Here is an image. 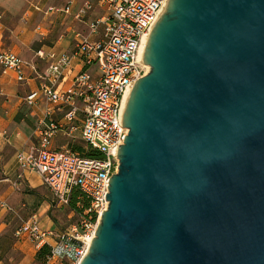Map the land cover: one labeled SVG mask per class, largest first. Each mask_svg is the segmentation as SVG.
I'll return each mask as SVG.
<instances>
[{"label":"water","instance_id":"1","mask_svg":"<svg viewBox=\"0 0 264 264\" xmlns=\"http://www.w3.org/2000/svg\"><path fill=\"white\" fill-rule=\"evenodd\" d=\"M79 264H264V0H169Z\"/></svg>","mask_w":264,"mask_h":264},{"label":"built area","instance_id":"2","mask_svg":"<svg viewBox=\"0 0 264 264\" xmlns=\"http://www.w3.org/2000/svg\"><path fill=\"white\" fill-rule=\"evenodd\" d=\"M74 1L68 0L61 11L70 13ZM97 1L106 13L90 24L88 34H77L73 51L37 52L49 61L44 73L37 74L34 61L29 62L11 50L0 51L3 73L13 71L18 82H26L29 69L41 79L39 89L26 98L28 103L36 104L41 93L47 103L69 106L68 121L82 113V140L103 154V158L85 157L73 145L50 149L52 139L64 124L47 119L36 127L38 143L17 153L22 174H39L59 203L69 204L74 187L90 199L80 224L66 231L55 233L44 228L36 213L16 227L17 240H30L37 249L50 247L46 264H79L95 236L102 213L109 205V178L118 171V151L129 131L124 125V103L135 82L148 73L140 60V49L169 0ZM92 8L91 2H85L78 16ZM52 10L55 7L48 11ZM66 81L69 84L64 87ZM2 210L12 211V207L0 199Z\"/></svg>","mask_w":264,"mask_h":264},{"label":"crops","instance_id":"3","mask_svg":"<svg viewBox=\"0 0 264 264\" xmlns=\"http://www.w3.org/2000/svg\"><path fill=\"white\" fill-rule=\"evenodd\" d=\"M4 0H0V6L3 5ZM85 2H91L93 4V8L91 10H87L85 13L78 16L80 9L83 8ZM68 3V0L60 7H55L54 5H50L45 9H41L40 7L35 6L37 10L45 12L46 15L52 16L56 15L55 18L49 17L45 18L46 21H50L49 25L44 23H38L35 27L37 35L34 36L37 40H49L51 41L50 45L43 44L37 50H35L34 62L37 67V74H42L48 67L49 61L46 58H40L37 55L38 51H42L44 53L55 52L57 54L61 53H70L73 51L75 44L77 42V34L86 35L89 33L90 24L97 18L105 15L106 10L105 7L98 3L97 0H75L70 13H65L61 11ZM50 7H55V10L48 11ZM26 14L32 15V11H27ZM71 17L72 24L67 22V28L60 35H56L55 28L57 23L55 22L58 18H63L65 23L68 18ZM55 19V20H54ZM78 27V29H77ZM76 28V29H75ZM10 50V49H9ZM0 51H2L0 49ZM18 54L20 57L24 58L20 53L15 50H11ZM25 59V58H24ZM40 65H43V72L40 70ZM26 74L29 77V80L26 82H18L13 71H8L7 73L2 72V67L0 66V89H4L6 87H10L9 82L12 80L17 83L27 85L29 87V91L27 92L24 103L25 107L29 114H27V120L21 119L20 116L16 118V115L19 112L20 104L15 99V96H9L3 103H1L0 98V199L4 201H8V198L5 196L3 192L6 189V193H10L15 189L17 185V181L21 178L22 183H25L30 188H35L40 185H44L42 178L39 174L34 172H26L22 174L18 162H17V153L23 149H27L31 147L33 144L38 143V137H36V127L40 123L41 120H54L56 122H60L64 124V128L60 130L52 139L50 144V149H60L67 147L68 145H72L70 138L75 137V132H79L80 134V126L81 119L79 116L73 120L68 121L66 118V114L69 112L70 108L67 105H54L50 107V114L47 115L49 108L47 109V101L43 94H39L36 104H30L27 101V97L33 92L39 89L41 84V79L38 75L29 69L26 70ZM69 84L68 81L63 83L62 85L65 87ZM21 119V120H20ZM29 121H33L35 130L28 124ZM33 139H36L34 142ZM10 187V188H7ZM9 204V202H8ZM10 205V204H9ZM12 207V205H10ZM13 211V207H12ZM12 211L2 210L0 212V218L8 215ZM36 213L41 221V224L44 228H49L45 220L42 218L43 213ZM33 214V213H32ZM31 214V215H32ZM5 227V223L0 224V235ZM16 229V228H15ZM15 232V230H14ZM15 237V235H14ZM17 246L20 247L21 244L16 242ZM24 244H27L25 242ZM38 250V249H36ZM0 264H7L5 259L0 254ZM19 264V263H17Z\"/></svg>","mask_w":264,"mask_h":264},{"label":"rangeland","instance_id":"4","mask_svg":"<svg viewBox=\"0 0 264 264\" xmlns=\"http://www.w3.org/2000/svg\"><path fill=\"white\" fill-rule=\"evenodd\" d=\"M66 0H4L3 5L0 6V49L1 50H15L20 53L27 61H34L35 50L43 44H53L49 40L39 41L34 36L37 35L35 27L38 23L46 22L49 25L50 21L45 18H55L56 15H46L45 12L37 10L35 6L45 9L50 5L60 8ZM27 11H32L30 16L26 14ZM56 19V18H55ZM54 19V20H55ZM63 18H58L55 22L56 35H60L67 28V22L72 24L71 17L62 23ZM72 26H74L72 24ZM76 29V28H75ZM78 29V27H77ZM36 62V61H35ZM40 71L43 72V65H40ZM10 87L3 90L0 89L1 103H3L9 96H15V99L20 104L19 112L16 118L20 116L21 119L27 120V108L25 107L24 98L29 91V87L24 84L17 83L12 80L9 82ZM51 103H47V109L53 107ZM78 117V116H77ZM83 114H79L82 119ZM20 119V120H21ZM35 122L29 121L28 124L34 126ZM75 137L70 138L71 144L84 145L79 132H75ZM37 137V136H36ZM36 142V139H33ZM77 149V148H75ZM7 188H10L7 186ZM13 211L8 215L0 218V224L5 223V227L0 235V254L5 259L7 264H38L36 261V253L38 250L34 244L27 239L17 240L14 237L15 228L23 221L27 220L32 213H43L42 218L46 224L52 228L55 233H60L72 228L74 225H79L84 212L78 213L67 205H63L57 201L53 192L46 186L40 185L35 188H30L25 183H22L21 178L17 181V185L13 191L6 193ZM16 242L21 244L17 246ZM27 242V244H24ZM67 264V262L65 263Z\"/></svg>","mask_w":264,"mask_h":264},{"label":"trees","instance_id":"5","mask_svg":"<svg viewBox=\"0 0 264 264\" xmlns=\"http://www.w3.org/2000/svg\"><path fill=\"white\" fill-rule=\"evenodd\" d=\"M75 148L79 150V153L82 156L89 158H103V154L101 152L85 144L76 145ZM67 206L78 213H82L90 207V199L79 188L74 187L71 191L69 204ZM49 255L50 247L48 245L42 246L36 253L37 263L46 264Z\"/></svg>","mask_w":264,"mask_h":264},{"label":"bare ground","instance_id":"6","mask_svg":"<svg viewBox=\"0 0 264 264\" xmlns=\"http://www.w3.org/2000/svg\"><path fill=\"white\" fill-rule=\"evenodd\" d=\"M149 36L150 35L145 36L143 44H142L141 49H140V60L141 61H143V57H144V53H145V49H146V46H147V43H148ZM146 66H147V71H149L150 70V65L146 64ZM129 97H130V94H128V96H127V98L125 100V103H124L125 109H126Z\"/></svg>","mask_w":264,"mask_h":264}]
</instances>
